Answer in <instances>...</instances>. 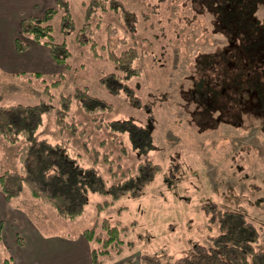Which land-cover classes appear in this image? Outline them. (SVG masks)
I'll use <instances>...</instances> for the list:
<instances>
[{
  "label": "rangeland",
  "instance_id": "1",
  "mask_svg": "<svg viewBox=\"0 0 264 264\" xmlns=\"http://www.w3.org/2000/svg\"><path fill=\"white\" fill-rule=\"evenodd\" d=\"M69 1L74 30L63 35L59 14L51 20L54 39H64L70 50L69 66H51L43 60L45 63L39 64L42 70L37 71L40 76L0 74V103H35L46 97L45 86L59 79V84L51 88L53 102L60 93L85 86L89 93L112 104V111L101 114L102 118L132 117L140 124H151L154 147L138 155L125 133L97 127L99 120L93 116L100 114L85 112L77 100H72L70 108L80 124L77 132L61 129L55 112H51L44 115L38 135L66 143L81 154L85 164L97 167L108 182L119 179L126 169L134 171L140 159L148 158L160 167L140 194L121 196L100 210L96 203L109 197L91 193L85 210L75 217L56 216L49 204L32 197L26 187L14 203L23 208L43 235L75 236L95 223L99 231L104 217L128 225L120 245H99L102 251L108 250V254L99 256V264H147L141 261L145 254H163L172 260L189 252L193 243L205 242L206 234L215 232L214 224L213 230L208 227L205 210L211 201L221 208L244 212L261 231L255 247L264 248V113L254 108L240 111L233 95L228 94L231 80L241 67L237 64L228 74H220L223 57L212 53H220L230 38L214 31L207 8L198 11L201 2L209 1L121 0L135 14L133 33L110 11L100 17L98 26V13L91 17L97 49L105 42L106 24L111 22L127 39L121 48L135 46L141 51L135 61L141 72L128 81L139 105L131 103L122 90L112 93L99 82L98 77L114 69V64L107 57L94 55L89 43L76 41L75 30L86 21L83 0ZM53 2L43 9L54 6ZM257 2L254 14L264 22V0ZM224 57L231 59L228 52ZM211 59L217 63L215 69L206 65ZM224 80L229 84L225 90ZM247 102L249 105L250 100ZM22 143L23 139L10 144L0 137V173L18 167L16 149ZM9 239L8 234L0 239V264L10 256Z\"/></svg>",
  "mask_w": 264,
  "mask_h": 264
},
{
  "label": "trees",
  "instance_id": "2",
  "mask_svg": "<svg viewBox=\"0 0 264 264\" xmlns=\"http://www.w3.org/2000/svg\"><path fill=\"white\" fill-rule=\"evenodd\" d=\"M208 4L201 2L198 11L211 13L214 31H220L233 40L232 45L221 49L212 55L223 57L219 63L223 64L220 74H228L234 66L239 64L241 69L234 74L232 88L229 95H233L236 106L240 111L247 108L256 109L264 113V22L259 20L254 11L257 0H208ZM86 21L75 30V39L80 44L90 45L94 55L107 57L114 64V69L101 74L99 82L110 92L123 91L127 99L139 105L129 80L141 72L135 64L141 51L135 46L121 48L126 42L124 35H119L113 23L106 24L107 37L97 49V43L92 37L91 17L98 13L100 17L110 11L112 15L125 23L126 30L133 33L136 26V17L121 0H83ZM59 14L60 30L63 35L70 34L75 23L71 13L69 0H55V5L43 10L40 15L28 14L20 19L19 35L15 37V47L24 51L33 40L48 47L50 54L57 64L69 66L67 60L70 50L66 41L55 40L51 20ZM146 15V14H145ZM228 52L230 60L224 54ZM232 54V55H230ZM262 55V57H261ZM235 57V61L232 58ZM214 59V58H213ZM215 60V59H214ZM214 60L206 65L216 68ZM224 60V61H223ZM229 63V64H228ZM243 63V65H241ZM239 67V68H240ZM257 67V68H256ZM217 72V71H216ZM62 75L63 73L60 72ZM38 75V74H36ZM214 79V78H213ZM60 80V79H59ZM59 80L48 83L44 88L46 97L32 104L0 103V137L10 144L23 139V143L16 149L18 167L7 169L0 173V191L6 201L18 197L26 187L32 197L49 204L58 217H75L80 215L89 202L91 193H99L109 197L96 203L102 210L115 199L124 195H138L144 186L152 179L159 164L148 158L140 159L134 171L126 169L120 173L121 177L108 182L100 170L94 165L85 164L80 153L73 152L66 143L50 141L38 135V129L47 113L55 112L56 122L61 129H69L72 133L78 131L79 122H76L71 113L72 100H77L82 109L99 120L97 127H106L119 134L125 133L131 147L138 155L147 153L154 147L151 124H140L134 118L106 120L101 114L112 111V104L104 98L95 96L83 87H75L72 92L60 93L57 102H53L51 88L59 84ZM226 81H222V86ZM218 84V83H216ZM229 86L226 82L224 90ZM220 90L218 91L219 94ZM236 96V97H235ZM250 99L248 107L245 99ZM234 106V105H233ZM79 132V134H81ZM108 159V155H104ZM112 172L111 176L115 177ZM207 220L210 231L206 234L205 242L193 243L189 252L169 260L163 254H145L141 261L147 264H264V248L255 247L260 239V228L246 214L239 210L221 208L215 202L206 203ZM100 230H96V223L83 229V235L90 241V255L92 264H99V256L108 254L102 247L115 243L120 245L128 225L120 221L111 222L103 218ZM2 226L0 223V238ZM102 245L100 247L99 245ZM1 264H13L12 257L6 256Z\"/></svg>",
  "mask_w": 264,
  "mask_h": 264
},
{
  "label": "crops",
  "instance_id": "3",
  "mask_svg": "<svg viewBox=\"0 0 264 264\" xmlns=\"http://www.w3.org/2000/svg\"><path fill=\"white\" fill-rule=\"evenodd\" d=\"M48 2L54 3L53 0H0V74L36 75L42 70L41 62L57 64L43 44L29 42L28 48L19 51L14 43L20 19L43 12ZM13 199L6 201L0 191V239L8 234L10 239L6 243L13 264H92L91 243L82 232L75 236L43 235Z\"/></svg>",
  "mask_w": 264,
  "mask_h": 264
},
{
  "label": "flooded vegetation",
  "instance_id": "4",
  "mask_svg": "<svg viewBox=\"0 0 264 264\" xmlns=\"http://www.w3.org/2000/svg\"><path fill=\"white\" fill-rule=\"evenodd\" d=\"M228 38H229V37H228ZM228 41H229L230 43L226 45L227 47H229V46L232 45V43H233V40H232L231 38H230V40H228ZM226 46H223V48H225ZM227 47H226V48H227ZM223 48H222V49H223ZM226 48H225V49H226ZM261 57H262V55H261ZM263 58H264V57H263ZM228 64H229V63H228ZM217 74H218V72H217ZM247 100H250V99L247 98V99H245L244 102H243L244 105L246 106V108L248 107V102H247ZM250 103H251V101H250Z\"/></svg>",
  "mask_w": 264,
  "mask_h": 264
}]
</instances>
